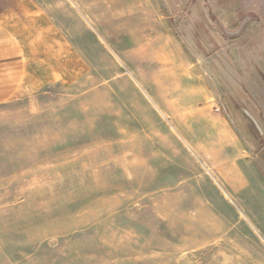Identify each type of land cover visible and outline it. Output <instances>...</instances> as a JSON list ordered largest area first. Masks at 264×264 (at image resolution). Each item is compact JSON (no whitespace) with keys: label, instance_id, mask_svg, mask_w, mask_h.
Segmentation results:
<instances>
[{"label":"rangeland","instance_id":"obj_1","mask_svg":"<svg viewBox=\"0 0 264 264\" xmlns=\"http://www.w3.org/2000/svg\"><path fill=\"white\" fill-rule=\"evenodd\" d=\"M13 1L63 69L0 103V264H264V0Z\"/></svg>","mask_w":264,"mask_h":264},{"label":"crops","instance_id":"obj_2","mask_svg":"<svg viewBox=\"0 0 264 264\" xmlns=\"http://www.w3.org/2000/svg\"><path fill=\"white\" fill-rule=\"evenodd\" d=\"M31 6L29 1L0 4V103L18 89L33 91L54 77H62V62L53 67L50 45L46 44L44 35H38L48 29L44 28L45 24L37 27L33 23ZM234 154L229 158V167L236 177H244Z\"/></svg>","mask_w":264,"mask_h":264},{"label":"water","instance_id":"obj_3","mask_svg":"<svg viewBox=\"0 0 264 264\" xmlns=\"http://www.w3.org/2000/svg\"><path fill=\"white\" fill-rule=\"evenodd\" d=\"M250 116V115H249ZM252 118V116H250ZM253 119V118H252Z\"/></svg>","mask_w":264,"mask_h":264},{"label":"bare ground","instance_id":"obj_4","mask_svg":"<svg viewBox=\"0 0 264 264\" xmlns=\"http://www.w3.org/2000/svg\"><path fill=\"white\" fill-rule=\"evenodd\" d=\"M100 2V1H99ZM71 122V121H70ZM42 142V141H41Z\"/></svg>","mask_w":264,"mask_h":264}]
</instances>
